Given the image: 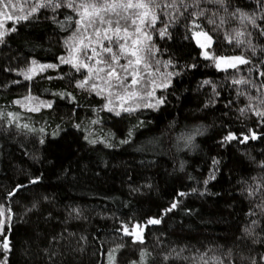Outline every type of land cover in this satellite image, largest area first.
I'll use <instances>...</instances> for the list:
<instances>
[{"label": "trees", "instance_id": "16d2710c", "mask_svg": "<svg viewBox=\"0 0 264 264\" xmlns=\"http://www.w3.org/2000/svg\"><path fill=\"white\" fill-rule=\"evenodd\" d=\"M200 7L199 18L192 15L199 9L181 7L183 15L161 14L146 29L151 40L144 43L156 50L149 61L159 68L146 80L158 86L120 115L105 108L102 90L87 85L98 81L80 60L88 41L75 12L40 8L26 20L7 19L0 29L6 264H108L109 252L112 264H264V117L257 115L264 112V18L253 27L240 16L260 17L257 0ZM200 31L211 37L213 59L197 43ZM94 40L89 47L98 48ZM236 56L249 62L216 67L215 57ZM38 64L52 67L29 75ZM27 95L36 109L20 106ZM156 95L164 103L146 106ZM153 219L160 222L148 223Z\"/></svg>", "mask_w": 264, "mask_h": 264}, {"label": "snow or ice", "instance_id": "6c2138e0", "mask_svg": "<svg viewBox=\"0 0 264 264\" xmlns=\"http://www.w3.org/2000/svg\"><path fill=\"white\" fill-rule=\"evenodd\" d=\"M205 0H36L32 3L31 0H23V3L18 4L14 0H0V17H6L8 20H26L32 14L37 12L40 8H51L53 11L64 7L72 10L79 17L76 20L78 25L77 31L83 29L82 41L87 40L88 45L92 43L93 37H95V42L98 45L99 50L96 48L92 49V56L98 57L95 60V65H101L100 67L84 65L88 68L89 73H95L97 78L103 79L104 83L108 86L109 94L112 95V89L116 90V95L121 100H132V99H144L145 96L153 97L156 90V82L154 79H147L146 77H153L155 73L159 71V68L153 70V66L149 61V56L153 55L156 51L154 46L145 44L144 40L150 41L151 34L146 30L147 28L155 27V24L160 15L165 16H175L176 13L183 15L181 7L184 11H187L189 7L197 8L199 11L192 13V15L199 18L203 16L206 9L201 8L200 5ZM207 3H215L221 6L224 5V0H206ZM260 11L262 15L260 17L253 15H248L245 13H240L242 20L248 21L253 27H261L257 25V19L264 18V0H257ZM25 5H28L27 11H25ZM19 8L21 15H14L15 11ZM171 9L169 12L167 10ZM239 11V10H237ZM235 15V13L233 14ZM210 23H215L213 20H209ZM223 22V21H221ZM193 24L196 28H199L198 24ZM3 20H0V29H4ZM91 29V33L88 32ZM10 31H15V28L10 29ZM166 27L160 30V36L163 37L166 34ZM264 32V28H262ZM6 35L5 31H0V42H3V38ZM195 36H204L209 44L211 43V37L205 32H196ZM238 36L243 35V33H237ZM107 41V46L103 43ZM199 43V40L197 41ZM238 43H243V41H238ZM202 48L205 47L204 44L200 45ZM115 49V50H114ZM102 53H107L108 57L102 56ZM205 59H213L210 53L205 51ZM89 56L88 59H92ZM124 60L125 63L121 64L120 61ZM216 67L219 69L221 65L224 64L227 67L235 68L238 64L248 63L244 57H215ZM63 60V58H62ZM64 62L72 63L71 60ZM159 63V62H157ZM35 64V61L33 62ZM81 65L73 64V67L79 69ZM43 67H52V65H42ZM167 67V64H165ZM225 68V70H226ZM32 71V69H29ZM100 73H104L101 77ZM169 77L172 73H168ZM129 77L131 79L129 80ZM25 79H30V76L25 74ZM170 81L163 83V87L167 88ZM87 81L79 84V87H84ZM205 84L209 81H204ZM233 83L240 84L245 83V81L234 80ZM148 84H151V90L142 93L141 88H146ZM93 88L96 87L95 84L92 85ZM103 90V89H102ZM19 103V101H18ZM112 101L109 100V104ZM164 103V98H155V104H148L146 106L156 108ZM51 105H49L50 107ZM139 105H137L138 107ZM108 107V105H105ZM112 109L109 108V111ZM124 111H135L133 107H127L123 109ZM116 115H120L116 112ZM257 115L264 117V112H258ZM95 123V121L93 122ZM24 127H27L25 125ZM236 137L229 135L225 139L231 140ZM249 138L255 139V134L251 137L245 136L244 140ZM191 137H189V140ZM95 143V141H90ZM122 143H127V141H122ZM33 180L32 183H36ZM251 194V193H250ZM183 195V194H182ZM175 208L176 205L171 206ZM171 210V209H169ZM4 215V210L0 208V216ZM160 221L157 219L149 220L150 224H157ZM3 221L0 220V235H3ZM139 225H135L134 228H139ZM126 235L133 234L127 227L123 229ZM137 239L142 243L143 240L137 234ZM0 250L7 253L11 251L7 237L3 241H0ZM143 255V254H142ZM110 259L112 257L110 256ZM203 259V257H201ZM7 257L5 256L0 264H6ZM203 264H209V261L204 260ZM222 264V262H220ZM255 264V261H253Z\"/></svg>", "mask_w": 264, "mask_h": 264}, {"label": "rangeland", "instance_id": "374dc122", "mask_svg": "<svg viewBox=\"0 0 264 264\" xmlns=\"http://www.w3.org/2000/svg\"><path fill=\"white\" fill-rule=\"evenodd\" d=\"M0 20H3V23H4V25H5V23L8 21L7 20V18L6 17H0ZM197 39V41L199 40V46L201 45V44H204L205 45V47H203V50H204V52H205V50L210 46V44H209V42H208V40L204 37V36H199L198 38H196ZM95 41V40H94ZM93 41V42H94ZM86 45L87 44H85L83 47H79V51H80V49H85V55H82V56H80L81 57V61H82V63L84 64V65H88V66H95V67H100L101 65H95V60L98 58V57H95V56H92V49L94 48L93 46L92 47H89V46H87L86 47ZM96 49H98L97 47H96ZM86 50H88L87 52H86ZM208 53H210L209 52V50H206ZM77 54H78V49L77 48H74V52H73V54L71 55V60H75L77 57H79V56H77ZM211 54V53H210ZM89 56H92V59H88V57ZM105 57V56H104ZM120 63L121 64H123V63H125V61L122 59L121 61H120ZM215 63H216V61H215ZM41 66L42 65H40V64H38V65H32L31 67H30V69H32V71H29V75H32V74H36L39 70H41L42 68H41ZM224 67H226V66H223L222 68H224ZM85 68H87V67H85ZM91 75H94V79L96 80V81H98V82H88V87H90V86H92L93 84H95L96 85V87H98V89H100V90H102L101 91V93H103L104 94V97H105V100L107 101V103H106V105H108V107H105L106 109H108L109 110V108H111L112 110L111 111H114V112H117L118 110H123L124 108H127V107H133V108H136L137 107V105H141V103H143L144 101H140V100H138V98L137 99H132V100H121V99H119L118 97H117V95H116V90L115 89H112L111 91H112V95H110L109 94V89H108V86L104 83V81H103V79H99V78H97V76H96V74L95 73H92ZM90 75V76H91ZM100 76L101 77H103L104 76V73H100ZM158 76H160L159 74H158ZM131 79V78H130ZM151 84H148L147 85V87L146 88H141L140 89V91L142 92V93H144V92H146L147 91V89H150L151 90ZM156 98H157V95L155 96ZM147 100L145 101L146 103H148V104H152V101H151V99H149L148 100V98H146ZM109 100H111L112 101V103L111 104H109ZM34 99H33V97H30V96H26V97H24V101L23 102H20V106L22 107V108H28V109H36L35 107H34ZM1 217V216H0ZM134 231L136 232L135 234H138V231H137V229H134ZM2 255V254H1ZM110 256L112 257V259H110ZM3 258L4 257H2V256H0V261H2L3 260ZM114 253H112V252H109V254H108V258H107V260H108V264H112L113 262H114ZM134 264H145V259H143V258H141L140 259V261H138V262H136V263H134Z\"/></svg>", "mask_w": 264, "mask_h": 264}, {"label": "water", "instance_id": "95a60500", "mask_svg": "<svg viewBox=\"0 0 264 264\" xmlns=\"http://www.w3.org/2000/svg\"><path fill=\"white\" fill-rule=\"evenodd\" d=\"M197 38H198V37H197ZM223 66H225V65H224V64H222V65H221V67H223ZM134 233H136V232L134 231Z\"/></svg>", "mask_w": 264, "mask_h": 264}]
</instances>
